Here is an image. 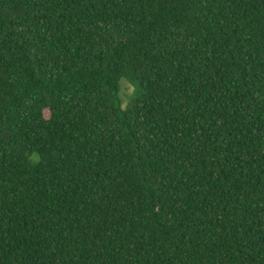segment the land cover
I'll return each mask as SVG.
<instances>
[{"label": "trees", "instance_id": "obj_1", "mask_svg": "<svg viewBox=\"0 0 264 264\" xmlns=\"http://www.w3.org/2000/svg\"><path fill=\"white\" fill-rule=\"evenodd\" d=\"M0 264H264V0H0Z\"/></svg>", "mask_w": 264, "mask_h": 264}, {"label": "rangeland", "instance_id": "obj_2", "mask_svg": "<svg viewBox=\"0 0 264 264\" xmlns=\"http://www.w3.org/2000/svg\"><path fill=\"white\" fill-rule=\"evenodd\" d=\"M130 91L131 87L124 80H121L119 82L118 98L122 107L126 103Z\"/></svg>", "mask_w": 264, "mask_h": 264}]
</instances>
